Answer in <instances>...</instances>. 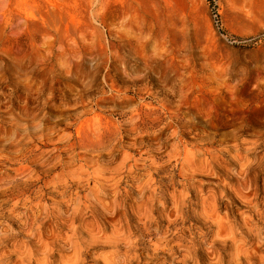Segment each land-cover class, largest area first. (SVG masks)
<instances>
[{
	"label": "clouds",
	"instance_id": "obj_1",
	"mask_svg": "<svg viewBox=\"0 0 264 264\" xmlns=\"http://www.w3.org/2000/svg\"><path fill=\"white\" fill-rule=\"evenodd\" d=\"M0 264H264V0H0Z\"/></svg>",
	"mask_w": 264,
	"mask_h": 264
}]
</instances>
